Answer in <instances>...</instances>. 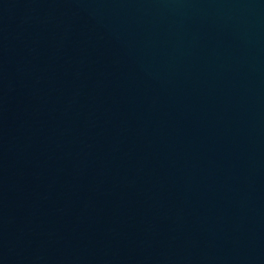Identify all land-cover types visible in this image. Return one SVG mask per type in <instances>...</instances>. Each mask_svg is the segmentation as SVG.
<instances>
[{"label": "water", "instance_id": "obj_1", "mask_svg": "<svg viewBox=\"0 0 264 264\" xmlns=\"http://www.w3.org/2000/svg\"><path fill=\"white\" fill-rule=\"evenodd\" d=\"M0 264H264V0H0Z\"/></svg>", "mask_w": 264, "mask_h": 264}]
</instances>
